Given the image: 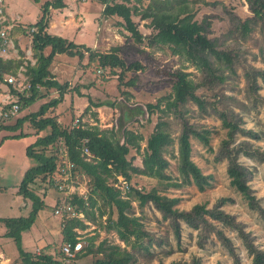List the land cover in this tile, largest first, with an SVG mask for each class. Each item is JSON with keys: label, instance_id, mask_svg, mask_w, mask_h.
Instances as JSON below:
<instances>
[{"label": "trees", "instance_id": "1", "mask_svg": "<svg viewBox=\"0 0 264 264\" xmlns=\"http://www.w3.org/2000/svg\"><path fill=\"white\" fill-rule=\"evenodd\" d=\"M96 1L102 4V17L118 19L135 43H146L147 46L160 48L166 46L171 55L181 58L182 63L179 68L170 74L174 78L171 93L160 96L155 102H147L144 107L149 117L156 112L165 114V111H172L180 121V129L175 138L170 131V122L159 118L146 137L124 127L122 138L119 139L113 128L111 132H107L98 125H89L87 121L75 127L72 126V119L69 126L65 125L58 120V116L50 114L52 109L64 99V94L69 88L68 82L61 83L56 80L50 70L56 54L77 56L79 60L86 56L85 65L94 63L97 70H104L100 75L117 74V78L121 80L126 72L144 70L146 65L139 61L127 63L120 55L122 50L119 45L107 51H100L96 47L77 44L65 36L51 32L49 30L51 10H62L66 6L64 0H46L41 5L39 18L33 24L27 27L19 23L14 25L9 30V35L13 38L18 57L0 55V93L4 92L7 86L8 92L12 93L19 103L20 111L38 98L46 96L53 88L57 89L58 95L51 96L46 102L40 104L37 111L15 117L13 123L0 122V131L19 130L18 133L3 138L28 136L29 134L22 130L23 124L28 120L36 130L35 140L25 149L26 155L35 163L25 171L17 190L24 195L25 200L26 197L30 198L32 210L28 216L0 217V225L4 227L1 235L13 239L18 250V256L13 260V264H63L61 244L76 241V236L79 234L74 228L87 227L80 218H62L60 244L54 243V246L47 244L39 248V253L24 250L21 246L22 231L31 227L38 210L43 205V201L35 193L32 185L37 179L41 183L47 182L52 185V176L57 170V163L63 151L74 162V171L88 178L87 199L84 200L81 196L72 194L64 197L65 202L82 211L86 220L97 223L107 232H115L124 244L121 246L119 243L112 242L107 236L98 240L99 232H95L85 238L86 244L83 251L77 256L78 264L86 257H90V264H137L135 252L143 248L148 251V246L143 243L144 238L149 244L157 242L154 234L144 229L141 216L134 213L133 202L137 204L140 211H143L145 206L152 205L160 212L163 219L171 222L176 238L180 236L181 221L196 229L197 236L202 241L213 233L239 264L232 242L221 227L230 228L236 231L251 255V264H264V249L258 248L253 243L250 233L244 230L243 223L238 221L235 215L223 209L222 206L228 198L220 197L210 207L206 203H195L189 209H179L176 207L179 198L164 193L171 187L195 185L199 190H204L211 184L212 176L204 174L191 158L190 137L194 136L204 145H208L211 132L207 128L195 126L185 117L184 107L188 103H193L200 113L215 114L221 120V125L226 132L225 137L220 140L216 159L224 158L227 161L226 172L230 185L246 199L250 208L258 212L264 224V207L259 204L248 184L251 170L239 161L240 155L264 161V152L254 147L248 139L236 141L238 133L256 139L260 138V134L251 128L243 127L242 116L233 107L226 104L223 109L217 107L221 101L220 98L227 97L225 94L216 93L213 94V100H207L196 92L199 86L205 85L207 79L224 82L226 78L221 71L223 68L233 69L234 62L241 61L239 53L233 49H221L216 39L208 36L207 23L205 20L195 19V9L189 5L190 0ZM246 3L248 14L245 19L235 25V29L242 38H245L255 25L260 24L264 27V0H246ZM135 15H139L140 19L149 20L148 27L151 31L148 34H143L139 30L138 24L133 19ZM31 26L36 29L30 34ZM22 36L27 39L23 47L19 39ZM28 45L34 62H28L25 65L24 74L30 84L29 93L25 95L7 83L5 76L9 73L16 74L20 65L23 64ZM241 64L246 80L248 102L259 101L264 104V96L259 93L260 84L257 82L258 77L264 81V69L246 64L244 61H241ZM188 66H193L200 72L203 83L195 82L189 77L190 73L185 71ZM125 83L133 87L136 85V78L131 77ZM236 101L244 105L240 100L236 99ZM90 105L98 108L101 104L90 101L84 112L89 110ZM91 113L94 117L97 116L95 110ZM78 118L83 117L78 116ZM43 131H45L44 134H42ZM175 141L178 179H172L166 172L169 160L165 153L170 150ZM84 146L88 148L90 160L85 159ZM132 150L141 156V166L134 164L135 156L130 154ZM134 175L153 177L157 180V185L148 190L138 188L132 182ZM117 176H122L130 183L131 189L124 197H121V190L113 185ZM59 202L58 197L56 204ZM201 244L200 242L199 245ZM170 264H201V262L199 257L192 256L188 261L174 260Z\"/></svg>", "mask_w": 264, "mask_h": 264}, {"label": "rangeland", "instance_id": "2", "mask_svg": "<svg viewBox=\"0 0 264 264\" xmlns=\"http://www.w3.org/2000/svg\"><path fill=\"white\" fill-rule=\"evenodd\" d=\"M45 1L4 0V6L8 14L18 16L17 23L27 27L39 18L41 5ZM71 1L77 3L80 9L83 8L82 5L90 9L89 13L85 15L87 22L81 28L69 25L65 33L57 31L59 34L77 44L81 43L90 47H92L94 40L99 39L96 46H99L100 51H107L111 47L119 45L122 50L120 55L127 63L139 61L146 67L138 72H126L121 80L117 78V74H98L94 63L85 65L86 56L79 60L77 56H70L65 53L56 54L50 70L59 82H68L69 88L64 94V99L52 109L50 114L58 116V120L67 126L75 117L82 116L85 119L91 117L99 128L105 129L107 132H111L110 130L113 128L119 139L122 138L124 127L146 137L153 130L154 124L159 118H163L170 122V131L176 138L180 129V121L172 111H165V114L156 112L149 117L144 107L147 102H155L160 96L171 93V84L174 78L170 74L179 68L182 63L181 58L171 55L166 46L160 48L147 46L146 43H135L118 19L102 17V4L100 2L96 0ZM189 5L195 9L197 21L205 20L208 36L215 38L221 49L236 50L241 61L264 69V27L260 24L255 25L245 38H242L235 29V25L245 19L248 14L246 0H195L194 2L190 0ZM53 15L68 17L67 14L64 15L63 10L54 11L52 9L51 20L54 18ZM133 19L143 34H148L151 31L148 27L149 20L140 19L139 15L133 16ZM57 24L61 26L60 23L57 22ZM96 28H99L98 31ZM20 39L22 43L27 41L25 36ZM241 61L234 62L233 69L223 68L221 73L226 78L224 82L208 81L207 79L205 85L199 86L196 92L207 100H213V94H225L227 97H221L217 107L223 109L225 104L233 107L242 116L241 125L260 134V138L256 139L238 133L236 141L248 139L254 147L264 152V104L259 101L248 102L245 89L246 80ZM116 71L118 72V69ZM185 71L190 73L189 77L193 81H202L203 83V77L193 66H188ZM131 77L136 78V85L133 87L125 83ZM257 82L260 84L259 93L264 96V81L258 77ZM57 95V89H51L46 96L38 98L34 103L23 108L18 116L37 111L40 104L46 102L51 96ZM236 99L243 102L244 105L239 104ZM90 101L101 104L97 108L96 117L91 113L92 110H96L93 109L96 108L95 106L90 105L89 110L84 112ZM184 109L186 110L184 115L190 123L211 131L208 145H204L194 136L190 137L191 158L204 174L212 176L211 184L204 190H199L195 185H187L180 188H168L164 193L179 198L176 205L179 209H189L195 203H206L210 207L218 198H228L222 206L223 209L235 215L236 219L243 223L244 230L250 233L253 243L258 248L264 249L262 219L256 210L249 207L246 199L230 185L226 172L227 161L224 158L216 159L220 140L225 137L226 132L221 125V120L215 114L200 113L193 103H188ZM14 118L9 121L13 123ZM22 130L29 135L18 138H3L18 133L19 130L15 132L0 131V217L28 216L32 210L30 198L26 197L25 200L24 195L18 193L17 190L25 171L35 163L26 155L25 149L35 140L36 130L29 120L23 124ZM130 154L135 156L134 164L141 166V156L134 153L133 150ZM176 154L177 143L175 141L170 150L165 153L169 160L166 172L172 179L179 178ZM239 161L251 170L248 184L259 204L264 207V161L242 155L239 156ZM80 181L83 186V178H80ZM132 182L147 190L157 185L155 178L146 175H134ZM32 188L40 196L43 205L38 210L31 227L22 231L21 246L24 250L36 252V247L46 243L54 246L61 240L60 223L62 218L53 213L56 196L60 197L61 193L55 190L53 185L47 182L41 183L39 179L35 181ZM133 206L134 213L141 216L144 229L153 233L157 240V242L149 244L144 238L143 243L148 246V251L143 248L135 252L137 264H159L160 262L170 264L174 260L188 261L192 256L199 257L201 264H237L233 255L221 245L213 233L202 241L197 236L198 231L196 229L181 221L180 236L176 238L171 222L168 219H163L160 212L152 205L145 206L143 211L139 210L135 202H133ZM103 221L104 224V217ZM3 228L0 225V231ZM221 228L230 238L239 264H251V255L236 231L223 226ZM84 231L79 235L83 236L85 242L87 236L99 232L98 240L107 236L112 242L124 246L115 232H107L105 228L99 227L95 222L90 221ZM2 232H0V252L10 256L12 259L9 260L8 264H13V260L18 256L16 244L13 239L2 236ZM200 242L201 245H199ZM83 262L90 264V257L81 259L80 264Z\"/></svg>", "mask_w": 264, "mask_h": 264}, {"label": "built area", "instance_id": "3", "mask_svg": "<svg viewBox=\"0 0 264 264\" xmlns=\"http://www.w3.org/2000/svg\"><path fill=\"white\" fill-rule=\"evenodd\" d=\"M18 16H6L4 10V0H0V38H1V47L0 55L3 57H18L17 48L9 35V30L17 24ZM35 27L31 26L29 28V33L35 31ZM28 44L30 41L28 40ZM30 62L33 63L34 59L32 58V52L30 46L28 45L25 50V56L23 64L20 65L16 74H7L5 76V81L10 83L14 89L19 92L25 93L28 95L30 84L28 82L27 76L24 74L25 65ZM98 74L104 72L103 69L97 70ZM9 88L5 86V91L0 93V122L9 121L13 117H17L20 112V105L15 100V97L12 93L8 92ZM87 121L89 125H96L97 123L93 118L85 119L75 117L72 121V126L78 127L80 123ZM60 159L58 160V167L56 172L52 176V185L58 192L61 193L59 197L60 202L55 204L53 207V213L61 218H70L77 217L82 219L86 224H90V221L84 218L82 211L77 210L73 205L65 202L64 197L72 194L81 196L84 200L88 196V186L86 183L88 178L84 175H79L75 172V164L71 161L65 151L61 152ZM83 153L86 154L85 159L90 160V153L86 146L83 147ZM80 178H83V186L81 185ZM114 187L121 190V197H124L131 189L130 183L125 180L122 176H117L116 182H114ZM141 188V186H137ZM58 198V196H56ZM56 198V199H57ZM86 204H88L86 202ZM78 234L84 233V229L74 228ZM86 242L82 235L76 236V241L73 243L65 242L60 246V251L62 253V262L63 264H78L77 256L83 251V247ZM36 252L39 253V249H36Z\"/></svg>", "mask_w": 264, "mask_h": 264}, {"label": "crops", "instance_id": "4", "mask_svg": "<svg viewBox=\"0 0 264 264\" xmlns=\"http://www.w3.org/2000/svg\"><path fill=\"white\" fill-rule=\"evenodd\" d=\"M69 1L68 0H64L66 6L62 9L64 11V15L67 14L68 17H62V16L53 15L55 19L53 18L50 21V28H49V30L51 32H53L55 34H58V35H61L57 31H61V32H64L65 33L66 29L69 28V25H73L75 27H80V28L83 27V26H85V24L87 22L85 15L87 13H89V10L90 9L87 8V7H85L84 5H82L83 8L80 9V8H78V4L77 3H73L71 0H69ZM79 2H85V0H80ZM4 10H5V6H4ZM5 14H6L7 17L8 16H13L14 17V15L8 14L6 12V10H5ZM57 22L60 23L61 26H59L57 24ZM98 29L99 28H96L97 31H98ZM12 40H13V38H12ZM98 43H99V39L94 40L93 43H92V47L93 48H95V47L98 48L99 46H96ZM20 44H21V47H23L25 43H22V41H21ZM79 44H81V43H79ZM55 79L57 80V77L56 76H55ZM93 109H96L95 111H97V108H93ZM1 231H3V230H1ZM60 235H61V233H60ZM53 243H56V242H53ZM57 243L59 244L60 242H57ZM47 244H49V243L43 244L42 246H39V247H36L35 250L36 249H39V248H42V247H44ZM52 250H53V247H52L51 251ZM10 259H12V258H10V256L3 255V253L0 252V264H8V262H9Z\"/></svg>", "mask_w": 264, "mask_h": 264}]
</instances>
